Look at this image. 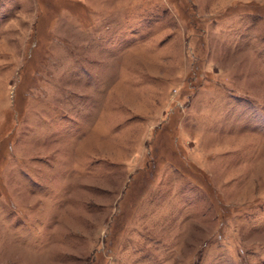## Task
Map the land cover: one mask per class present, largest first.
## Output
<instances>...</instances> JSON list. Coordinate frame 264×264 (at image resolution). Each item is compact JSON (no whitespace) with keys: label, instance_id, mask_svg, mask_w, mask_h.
I'll return each mask as SVG.
<instances>
[{"label":"rangeland","instance_id":"1","mask_svg":"<svg viewBox=\"0 0 264 264\" xmlns=\"http://www.w3.org/2000/svg\"><path fill=\"white\" fill-rule=\"evenodd\" d=\"M0 264H264V0H0Z\"/></svg>","mask_w":264,"mask_h":264}]
</instances>
